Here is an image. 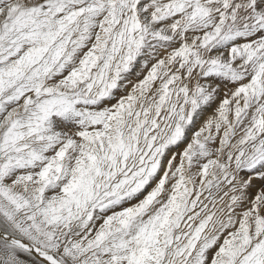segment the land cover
<instances>
[{"label":"snow or ice","instance_id":"obj_1","mask_svg":"<svg viewBox=\"0 0 264 264\" xmlns=\"http://www.w3.org/2000/svg\"><path fill=\"white\" fill-rule=\"evenodd\" d=\"M0 264H264V0H0Z\"/></svg>","mask_w":264,"mask_h":264}]
</instances>
